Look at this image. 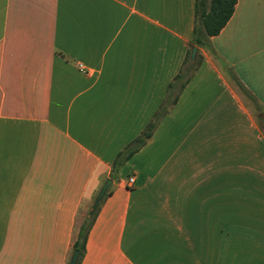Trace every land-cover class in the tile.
Instances as JSON below:
<instances>
[{
	"label": "crops",
	"instance_id": "1",
	"mask_svg": "<svg viewBox=\"0 0 264 264\" xmlns=\"http://www.w3.org/2000/svg\"><path fill=\"white\" fill-rule=\"evenodd\" d=\"M196 2L0 0V264H68L108 179L79 264H264V248L202 246L200 223L264 200V0H236L111 176L186 59Z\"/></svg>",
	"mask_w": 264,
	"mask_h": 264
},
{
	"label": "trees",
	"instance_id": "2",
	"mask_svg": "<svg viewBox=\"0 0 264 264\" xmlns=\"http://www.w3.org/2000/svg\"><path fill=\"white\" fill-rule=\"evenodd\" d=\"M235 4L236 0H197L193 39L186 59L178 74L169 84L166 91L165 100L160 105L158 111L150 123L145 127L144 131L138 138L132 141L116 156L112 165V177L117 173L119 168L124 163H126L145 145L146 141L151 137L162 117L165 116L169 109L176 103L180 93L190 81L192 75L199 66V49L211 50L209 41L210 37L218 35L224 28L234 12ZM193 47L197 49L195 62L190 61V53ZM233 78L242 94L248 98V100L255 103L254 98L245 90V88L237 81L234 76ZM258 120L260 123V128L264 132V118L259 117ZM95 212L92 215L87 213L79 227L72 251V254L75 251H78L79 253L76 264L80 263L81 257L83 255L87 235L94 221Z\"/></svg>",
	"mask_w": 264,
	"mask_h": 264
},
{
	"label": "rangeland",
	"instance_id": "3",
	"mask_svg": "<svg viewBox=\"0 0 264 264\" xmlns=\"http://www.w3.org/2000/svg\"><path fill=\"white\" fill-rule=\"evenodd\" d=\"M224 212L229 214V209ZM232 213V220L228 219L229 215L226 220L220 215L209 220V214H206L208 218L200 223L206 229H212L215 236L201 238V245H206V248H264V200L250 198L248 204L233 205Z\"/></svg>",
	"mask_w": 264,
	"mask_h": 264
},
{
	"label": "water",
	"instance_id": "4",
	"mask_svg": "<svg viewBox=\"0 0 264 264\" xmlns=\"http://www.w3.org/2000/svg\"><path fill=\"white\" fill-rule=\"evenodd\" d=\"M196 54H197V49L195 47L192 48L191 50V53H190V61L191 62H195L196 61ZM111 185V180L108 179L104 182V184L101 186V188L99 189L98 193L96 194L91 206H90V209H89V212L88 214L89 215H92L98 205L100 204V202L102 201L103 197L105 196L109 186ZM78 256H79V253L78 251H75L73 252L71 258H70V261H69V264H76L77 263V260H78Z\"/></svg>",
	"mask_w": 264,
	"mask_h": 264
},
{
	"label": "built area",
	"instance_id": "5",
	"mask_svg": "<svg viewBox=\"0 0 264 264\" xmlns=\"http://www.w3.org/2000/svg\"><path fill=\"white\" fill-rule=\"evenodd\" d=\"M78 69L81 71V72H84V68L82 65H78ZM127 184L128 186L131 188L134 184V178H129L128 181H127Z\"/></svg>",
	"mask_w": 264,
	"mask_h": 264
}]
</instances>
